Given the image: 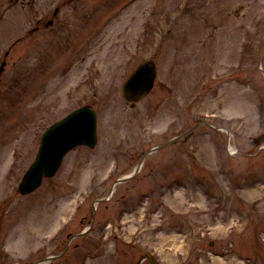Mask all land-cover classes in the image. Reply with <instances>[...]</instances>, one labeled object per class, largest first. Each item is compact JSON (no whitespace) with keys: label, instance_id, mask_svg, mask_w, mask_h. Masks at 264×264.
<instances>
[{"label":"rangeland","instance_id":"374dc122","mask_svg":"<svg viewBox=\"0 0 264 264\" xmlns=\"http://www.w3.org/2000/svg\"><path fill=\"white\" fill-rule=\"evenodd\" d=\"M22 4L0 0V264H264V0ZM83 105L96 147L23 195L42 133Z\"/></svg>","mask_w":264,"mask_h":264},{"label":"water","instance_id":"95a60500","mask_svg":"<svg viewBox=\"0 0 264 264\" xmlns=\"http://www.w3.org/2000/svg\"><path fill=\"white\" fill-rule=\"evenodd\" d=\"M3 67H1V71ZM157 74L154 60L139 63L123 84V97L133 104L147 95L154 86ZM97 143V114L90 105L77 108L51 125L42 135L37 156L25 172L19 185L23 194L34 191L44 176H52L58 170L64 155L76 145L95 146ZM138 169V168H137ZM151 264H160L149 255Z\"/></svg>","mask_w":264,"mask_h":264},{"label":"flooded vegetation","instance_id":"af4514ba","mask_svg":"<svg viewBox=\"0 0 264 264\" xmlns=\"http://www.w3.org/2000/svg\"><path fill=\"white\" fill-rule=\"evenodd\" d=\"M23 1L25 0H21V4ZM67 1L69 2L73 1V2L80 3V0H67ZM22 6H25V4H22ZM82 7H83V4L79 5V10L75 12L79 14L80 11H82L81 9H83ZM61 10H62V5H57L53 10V15L48 16V17H46V15H42L41 17H39L36 22L37 24L33 27V31L38 32L39 30H42L43 28L48 27L50 25L53 27H56L57 21L60 23V20L62 19V18H59L61 17L59 16L61 13ZM79 16H81V14Z\"/></svg>","mask_w":264,"mask_h":264},{"label":"bare ground","instance_id":"6f19581e","mask_svg":"<svg viewBox=\"0 0 264 264\" xmlns=\"http://www.w3.org/2000/svg\"><path fill=\"white\" fill-rule=\"evenodd\" d=\"M38 264H41V263H38Z\"/></svg>","mask_w":264,"mask_h":264}]
</instances>
